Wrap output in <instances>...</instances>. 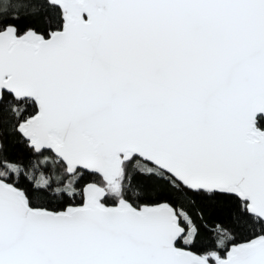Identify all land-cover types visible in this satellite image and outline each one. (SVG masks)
<instances>
[{
	"label": "snow or ice",
	"instance_id": "1",
	"mask_svg": "<svg viewBox=\"0 0 264 264\" xmlns=\"http://www.w3.org/2000/svg\"><path fill=\"white\" fill-rule=\"evenodd\" d=\"M0 264H264V0H0Z\"/></svg>",
	"mask_w": 264,
	"mask_h": 264
},
{
	"label": "trees",
	"instance_id": "2",
	"mask_svg": "<svg viewBox=\"0 0 264 264\" xmlns=\"http://www.w3.org/2000/svg\"><path fill=\"white\" fill-rule=\"evenodd\" d=\"M15 151L19 152L21 155L24 154V149L22 147H17L14 149ZM46 170L49 174H53L54 172L58 171L59 166H56L54 169L52 165L45 166ZM77 202H79L77 200ZM205 222L208 224L209 228L213 227L217 223H221L226 227L232 226V221L229 216L228 207L225 205H220L217 208L211 210L209 213H206V220ZM201 235L204 238H208V232L202 228Z\"/></svg>",
	"mask_w": 264,
	"mask_h": 264
}]
</instances>
